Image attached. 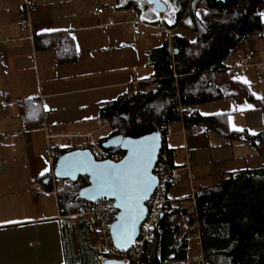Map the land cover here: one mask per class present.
Returning a JSON list of instances; mask_svg holds the SVG:
<instances>
[{"label": "crops", "instance_id": "0c3cea01", "mask_svg": "<svg viewBox=\"0 0 264 264\" xmlns=\"http://www.w3.org/2000/svg\"><path fill=\"white\" fill-rule=\"evenodd\" d=\"M97 4L105 9L103 14L96 13ZM258 12H264V6ZM166 14H157L158 22L151 20L130 0H0V53L6 55L0 64V264H103L91 224L70 217L61 199L43 183L54 176L57 157L77 149L80 136L108 120L101 116L103 107L118 103L119 109L134 92L146 94L156 80L153 62L160 60L159 50L169 46L173 58L174 35L194 42L179 33L188 29H169ZM23 18L28 19L25 27L20 26ZM250 50L255 53L254 66L239 71L241 55ZM224 65L230 80L245 77L251 92L264 98V36L249 38ZM245 103L253 108L239 110ZM193 111L200 117L226 115L228 133L264 131V99L252 95L200 104ZM168 126L164 145L170 151L169 167L184 168L181 180L171 187L176 199L196 197L231 173L252 170L234 164L242 156L258 155L254 144L202 123L192 125L186 134L181 120ZM194 127L201 133L191 132ZM105 131L97 138L101 142L111 128L96 132L98 136ZM48 136L56 146L55 158L48 155ZM239 141L246 154L236 146ZM45 168L48 171L41 175ZM211 179L217 183L208 185ZM34 184L44 192L34 194ZM187 225L183 219L182 232L189 234ZM194 233L197 259L204 264L198 225ZM194 260L188 244V260L181 264Z\"/></svg>", "mask_w": 264, "mask_h": 264}, {"label": "trees", "instance_id": "16d2710c", "mask_svg": "<svg viewBox=\"0 0 264 264\" xmlns=\"http://www.w3.org/2000/svg\"><path fill=\"white\" fill-rule=\"evenodd\" d=\"M130 4H134L146 18H158L147 3L130 0ZM174 6L177 11L170 18L169 29H188L196 35V39L190 42L187 38L174 35L175 67L169 46H165L158 52L160 60L153 62L157 89L146 94L137 91L127 98L131 118L136 109L149 101L136 116L140 126L151 123L163 129L177 120L182 121L177 112V94L182 105L193 107L226 99L251 98L248 86L227 76L224 61L244 46L249 38L264 36V23L258 12V8L264 6V0H174ZM197 12L200 13L199 18ZM189 20L191 24L186 23ZM75 56L70 59L74 60ZM174 74L179 75L177 79ZM118 105L113 103L101 109V116L110 121L112 131L103 142L100 141L102 144L110 137L124 135L132 127L131 121L118 116ZM225 117H200L193 111L184 116L183 122L187 129L202 123L224 136L246 140L254 144L258 155L264 158V131L251 135L246 132L228 133L226 130V135ZM108 150L124 155L119 148ZM163 150L167 155L164 170L173 169L169 167L170 151L165 145ZM80 178L87 186L88 178ZM43 185L52 191L51 177ZM60 203L67 214H72L85 201L71 192H65ZM196 205L204 264H264V162L257 169L231 173L217 185L202 189L196 194ZM182 221L180 209L168 211L159 230L152 234L151 241L140 250L130 251L127 264L186 262L188 233L182 232Z\"/></svg>", "mask_w": 264, "mask_h": 264}, {"label": "built area", "instance_id": "2783aa9c", "mask_svg": "<svg viewBox=\"0 0 264 264\" xmlns=\"http://www.w3.org/2000/svg\"><path fill=\"white\" fill-rule=\"evenodd\" d=\"M105 9L97 4L96 13L103 14ZM111 23H114L113 17H109ZM28 24V19L23 18L20 21V26L25 27ZM254 51L250 50L244 52L237 64L238 68H249L254 66L253 57ZM6 60V55L0 53V64L4 63ZM175 67V63H173ZM178 74H174V78H178ZM157 89V83L155 82L149 88L146 89V93L150 91H155ZM178 102L177 112L183 121L185 115H189L193 112L194 107L191 105H182L180 103L179 94L176 95ZM14 102L9 103L12 106ZM111 128V124L108 120H103L96 131L90 132L86 135H82L79 138L81 142L76 145L77 149L90 150L95 156L96 160H113L119 161L123 158L120 152H112L103 147L102 143L96 138V132ZM163 141H165L170 129L169 126L159 129ZM189 129H185L184 133H188ZM191 132L201 133L198 127L191 129ZM48 155L52 158L57 157L56 146L51 142L52 137L48 136ZM164 147V144H163ZM160 151L156 167L154 169V174L158 178V184L154 190L153 195L150 197L147 206V215L140 226V233L138 240L134 243L132 250H140L146 246L151 241L152 234L154 231L159 230L160 223L168 211L174 209H186L189 216L195 219V223L198 222L199 210L196 205V197L192 195L189 198L176 199L171 193V187L179 182L182 177V172L184 168H174L167 171L164 170V163L166 162V152ZM52 191L51 193L56 196L58 200L61 199V195L65 192H70L77 198H79V191L86 187L81 178L76 181L70 179H59L53 176L51 178ZM34 194H41L44 192L42 186L34 184L33 185ZM70 217L75 219L87 220L92 227L93 231V243L96 253L105 259H122L126 261L129 252L119 251L113 242L111 236V227L115 222L117 217V211L114 208L113 201L103 199L96 203L85 202L81 206L80 210L72 213ZM127 262V261H126Z\"/></svg>", "mask_w": 264, "mask_h": 264}, {"label": "snow or ice", "instance_id": "6c2138e0", "mask_svg": "<svg viewBox=\"0 0 264 264\" xmlns=\"http://www.w3.org/2000/svg\"><path fill=\"white\" fill-rule=\"evenodd\" d=\"M142 0H137V3H141ZM150 5H156L159 7L161 4L168 6L171 10L170 15L175 14L177 9L174 6V0H147ZM207 14V13H205ZM199 18L200 13H196ZM261 22L264 23V12L259 13ZM141 18H144L143 16ZM159 18V17H158ZM168 23H172L169 18ZM191 24V21H186ZM47 31H57L56 29H48ZM75 39V37H73ZM234 81H238L248 86L251 92L250 81L245 77L233 76ZM251 95L257 100L264 99L258 96L256 93L251 92ZM31 99V98H30ZM46 108V106H45ZM253 105L245 103L240 106L239 110L252 109ZM202 115H207L202 113ZM219 115V114H217ZM229 124L231 125V117H229ZM236 131H242V129L236 128ZM255 135V133H250ZM144 141H128L130 147L129 157L119 165L109 164H94L91 161L85 159H69L63 158L61 165L63 171L58 167L57 176L71 175L75 178V172L84 171L91 175L94 187L91 190L94 195H90V199H96L102 196H114L118 201L119 207L124 209V212L118 218L121 223L113 226L114 229V242L117 248L124 249L125 246L132 242V236L135 231L136 222L141 218L144 209L140 204V201L147 197L149 190L152 188L155 177L149 174V168L152 164L154 152H155V137ZM78 156L80 154H77ZM86 156V154H85ZM48 169L45 168L44 172ZM83 195V193H81Z\"/></svg>", "mask_w": 264, "mask_h": 264}, {"label": "water", "instance_id": "95a60500", "mask_svg": "<svg viewBox=\"0 0 264 264\" xmlns=\"http://www.w3.org/2000/svg\"><path fill=\"white\" fill-rule=\"evenodd\" d=\"M217 1L224 2L225 0H217ZM142 2L147 3V0H142ZM148 5H150V4H148ZM150 6H151L152 10L159 15H164L168 12V6H166L164 4H161L159 7H157L156 5H150ZM148 102L149 101H147L144 105H142L141 107L136 109L132 118H131L130 102L127 101V102L122 103V105L117 110V114L120 118L125 119L126 121L132 122V127L124 135H116V136L110 137L102 145L106 149L119 148L121 151H123L124 155H123V158L121 160H119V161H113V160L98 161V160H96L95 156L93 155V153L90 150L74 149V150L68 151V152L60 155L59 157H57L56 162H55V166H54V176L56 178L64 179V180L70 179L72 181H76L80 177H87L88 178V185L79 191V198L81 200H83L85 202H92V203H96L99 200H103V199L113 201L114 208L117 211L116 220L112 224V227H111V236H112V239L114 242L113 233H114V231H118L119 229H114L113 226L119 225L121 223V221L118 218L124 212V209L122 207L118 206L119 201L114 196H107V195L102 196V197H97L96 199H90L89 196L94 195V193L91 191L94 187V182H93L91 175H89L87 172H84V171H77V172H75V178H73L71 175L57 176V174H56L57 168L59 167L61 169V171H63V166L61 165V161L65 157H68L70 160L71 159H85L86 158L87 160L91 161L94 164H104L105 162H107L109 164L119 165L129 157L131 146L128 144V141L136 142V141H144V140L148 139L149 142H151L150 138L155 137V152H154L152 164L149 168V174L151 176L155 177V182H154L152 188L149 190L147 197L140 201V204L143 207L144 212H143L141 218L136 222L135 231H134V234L132 236V242L130 244H128L127 246H125L124 249L117 248L115 245V242H114L115 247L119 251H124V252H129L133 248L134 243L138 240L139 233H140V226H141L143 220L145 219V217L147 215L146 203L148 202L150 197L153 195L154 190L158 184V178L154 174V169L156 167L158 157H159L160 151L163 147L164 141L162 139V136H161V133H160V130L158 127H156L155 125H153L151 123H148L147 125H144V126H140L136 122V116H137L138 112L140 110H142L148 104ZM77 154H80V155L78 156ZM85 154H86V156H85ZM81 193H83V195H81ZM180 214L182 215L184 221L189 226H193L195 224V219L188 215L186 209H181ZM163 217H164V215H163ZM103 264H127V262L125 260H122V259H106L103 261Z\"/></svg>", "mask_w": 264, "mask_h": 264}, {"label": "rangeland", "instance_id": "374dc122", "mask_svg": "<svg viewBox=\"0 0 264 264\" xmlns=\"http://www.w3.org/2000/svg\"><path fill=\"white\" fill-rule=\"evenodd\" d=\"M111 7V6H110ZM109 7V8H110ZM110 9H112V8H110ZM170 13H171V10L169 9V12L166 14V16L168 17V18H171V16L172 15H170ZM201 14H202V12H201ZM180 34H183V33H185L187 36H188V38L190 39V40H192V41H195V35H194V33L193 32H191V31H189V30H182V31H180L179 32ZM229 61V60H228ZM228 64V66H231V62L229 61V62H227ZM232 67V66H231ZM232 69V68H231ZM240 70L239 71H242L241 70V68H239ZM206 104H208V103H206ZM208 106H210V105H208ZM101 123V122H100ZM99 123V124H100ZM178 127V123H176V125L172 128V130H175L176 128ZM106 133V131L105 132H102V133H100L98 136H96V138H98V137H100V136H102V135H104ZM189 133V132H188ZM205 134H202V136H204ZM213 135H215V134H213ZM198 136H201V135H198ZM205 138H207V136H204V139ZM212 138V137H211ZM213 139V138H212ZM217 139V138H216ZM236 146L238 147V149H240V148H242V150H240V151H242L243 152V154L245 153L244 151H243V149L246 147L245 146V144L244 143H242V141H239V142H236ZM231 150V152H236L235 150H232V149H230ZM252 151L253 152H255L256 150L254 149V148H252ZM191 153V152H190ZM234 154H236V153H234ZM246 154V153H245ZM248 154V153H247ZM254 154V153H253ZM257 154H255L254 156H247V155H245V156H242V157H240L241 159L239 160L240 162H236L234 165H239L238 166V168H243V169H256V168H258L263 162H264V158H262L261 156H259V155H257ZM239 163V164H238ZM214 172H217V171H214ZM183 174V173H182ZM218 180V179H217ZM217 180L215 179L214 181H213V179H211V180H209V181H207V184L209 185V184H211L212 182H213V184H215V183H217ZM200 182V181H199ZM201 183V182H200ZM71 192V191H70ZM80 210V209H79ZM78 210V211H79ZM77 212V211H76ZM186 229H187V231L189 232V234H188V244H189V257L190 258H194L195 260L192 262V263H188V264H200V262L198 261V257H199V247H198V243H197V237H196V235H195V230L197 229V223H195L193 226H186Z\"/></svg>", "mask_w": 264, "mask_h": 264}, {"label": "bare ground", "instance_id": "6f19581e", "mask_svg": "<svg viewBox=\"0 0 264 264\" xmlns=\"http://www.w3.org/2000/svg\"><path fill=\"white\" fill-rule=\"evenodd\" d=\"M131 251V250H130Z\"/></svg>", "mask_w": 264, "mask_h": 264}]
</instances>
